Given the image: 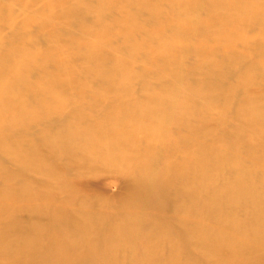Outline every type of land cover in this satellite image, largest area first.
<instances>
[{"label": "bare ground", "instance_id": "bare-ground-1", "mask_svg": "<svg viewBox=\"0 0 264 264\" xmlns=\"http://www.w3.org/2000/svg\"><path fill=\"white\" fill-rule=\"evenodd\" d=\"M149 78L153 86H133ZM258 85L264 0H0V164L16 167L0 168V264H264V96L250 92ZM227 116L261 138L239 135ZM39 148L107 162L131 179L133 199L118 219L100 205L99 216L81 207L69 223L67 203L34 197L24 182L23 198H13L15 177L59 182ZM11 204L51 224L16 232Z\"/></svg>", "mask_w": 264, "mask_h": 264}, {"label": "rangeland", "instance_id": "rangeland-1", "mask_svg": "<svg viewBox=\"0 0 264 264\" xmlns=\"http://www.w3.org/2000/svg\"><path fill=\"white\" fill-rule=\"evenodd\" d=\"M4 2L6 3V1ZM5 3L3 4L7 6L8 11H15L19 8L13 3ZM31 14L37 19H40L42 21H48V18L43 15H40L39 13L32 12ZM55 25H58L59 30L61 29V34H66L69 32L68 30H70V27L63 25L58 21L55 22ZM59 39H62V37L60 36ZM59 39L58 37L55 38V40ZM55 40L53 42H55ZM90 40L94 41V38H90ZM59 42L56 41L55 44L52 43L51 46L61 44L62 40L61 43ZM108 50L112 53L115 58L120 60H126L129 63L136 64L139 67H144L148 64L147 62L139 58H131L122 49L108 48ZM40 70L41 69H38L36 71L40 72ZM154 70L156 69L150 67V70L148 71L153 73ZM160 73H163V75L166 77V81L168 82V84L172 82L173 84H175L174 80H172L171 77V71L162 70L159 72V74ZM152 80L153 78H149L147 81L142 82L141 79H135L133 86H135V88L137 87V90L143 83L153 86L154 84H152ZM179 86L184 89L186 94H192V88L188 84L180 83ZM250 92L253 97L261 98L264 96V86L258 85L252 87ZM209 108L211 109L212 115H218L217 110L212 105ZM99 115H101L102 117L101 112ZM64 118L67 119L68 115H64ZM224 121L226 126H232L236 130V132L239 133V135L245 134L258 140L261 138V135L246 126L242 119H232L227 116L226 119L223 120V122ZM215 127L216 124L213 122H210L205 126V128L209 131L214 130ZM181 135L187 140H192L194 137L192 133L181 132ZM222 136L227 140L234 138L233 134L227 131L223 132ZM37 153L38 158L42 161L43 165L48 169L51 174H53L57 179H59V182L61 183L56 182L57 184H54L53 188H45V183H43L42 178L31 173L25 174L22 179L19 177H15L9 182L8 186L13 198H23L24 191L20 186L24 182V184L26 185V190L29 192L30 195L34 197L43 198L44 200L52 203L57 207L63 205L64 203H67L69 205L70 210L64 214L63 218L69 223H75V221H77V216L75 212L81 207H85L87 213L90 216H99L102 213L100 205H104V207L109 210V213L113 212L114 214L112 215L115 217V219H118V217H120V212L122 211V209L126 208L128 203L133 199L129 190L131 179L125 177L123 174L116 171L115 169H108V163L105 161H102L103 163H95L94 165H89L87 163H76L73 159H66L64 157L57 158L55 157V155L51 154L46 148H39ZM0 168L9 175H12L16 172V167L9 162L1 163ZM59 184L61 185L57 186ZM57 187H63V189L60 191L59 189H56ZM1 188L2 183L0 182V189ZM11 205L13 206L12 210L15 209L13 212V217L16 223V232L20 231V233L22 234H28L30 227H27L29 225H37L43 228L48 227L51 224L50 218L45 214L35 217L31 212L25 210L24 208L23 210L22 207L16 208V204ZM149 219V226L147 224L148 228L150 227L151 223H153L152 220H154V217H151L150 215ZM5 221L6 218L0 214V227L3 226ZM14 232L9 233L11 239H13L12 237L14 236ZM259 257L261 258L260 255H258L257 258Z\"/></svg>", "mask_w": 264, "mask_h": 264}]
</instances>
